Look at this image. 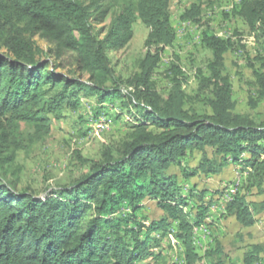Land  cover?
Masks as SVG:
<instances>
[{"label":"trees","instance_id":"1","mask_svg":"<svg viewBox=\"0 0 264 264\" xmlns=\"http://www.w3.org/2000/svg\"><path fill=\"white\" fill-rule=\"evenodd\" d=\"M108 2V3H107ZM117 3L119 11L102 26ZM0 0V264H167L154 251L162 237L171 234L184 248V264L203 260L194 244L193 231L207 217L209 204L188 207L181 179L211 176L229 162L242 165L249 174L243 192L226 202V213L248 228L264 217V200H248V191L264 192V120L255 122L236 112L232 84L226 73V54L244 50L215 34L202 22V2L194 0L180 19L202 28L201 45L210 51L206 70L197 69L199 88L208 91L210 112L185 107L184 73L175 62L168 68L171 92L163 98L152 76L165 47L175 41L170 20V0ZM234 15L242 19L254 41L264 35V0H240ZM148 29L146 52L138 70L129 78L118 75L109 52L132 40L133 24ZM53 48L44 56L35 38ZM67 55L72 68L64 72ZM55 57V59H52ZM178 59L177 57H175ZM253 71L258 100L264 102V61ZM92 96L101 110L119 100L132 115V132L114 153L105 150L89 172L72 183L38 197L17 189V152L23 148L22 123L34 128L37 139L51 131L50 117L60 119L64 110L80 107V97ZM212 150V155L207 154ZM197 151L195 168L181 159ZM245 155V156H244ZM13 167V168H12ZM14 177L8 181L2 174ZM146 199L155 202L162 215L140 216ZM173 225H175L173 227ZM216 243L205 256L221 252ZM241 264H264V244H251Z\"/></svg>","mask_w":264,"mask_h":264},{"label":"rangeland","instance_id":"2","mask_svg":"<svg viewBox=\"0 0 264 264\" xmlns=\"http://www.w3.org/2000/svg\"><path fill=\"white\" fill-rule=\"evenodd\" d=\"M193 1L170 0V20L175 30V41L162 51L152 81L160 96L167 98L171 92L168 68L170 63L175 62L186 78L182 86L186 94L185 107L196 112H210L206 104L208 91L199 88L196 78L197 69L206 70L210 51L201 45L202 28L180 19L184 9ZM201 2L202 22L209 24L217 36L230 38L237 43L234 32L241 34L245 49L231 50L226 54V73L232 84L236 112L248 115L255 122H261L264 120V102L258 100L247 55L254 69H257L259 60L264 61V35L259 41H254L242 19L234 15L233 11L237 9L240 0ZM118 11L117 3H111L109 14L100 27L107 26ZM133 32V38L126 47L109 52L111 66L124 78L131 77L138 70V62L147 50L144 41L148 29L140 20L133 24ZM35 43L43 51L38 55L41 57L48 49L53 48L38 37L35 38ZM63 60L66 64L63 70L66 72L72 68V59L65 55L61 61ZM99 108L94 97L81 95L78 109L64 110L60 119L50 117L51 131L41 139L35 137L32 126L22 123L19 132L24 146L17 152L13 165L17 170V189H25L38 197H44L50 190L70 184L87 174L92 162L100 160L105 150L115 153L132 132L134 118L120 106L119 100L104 104L101 110ZM207 154L211 156L212 150L207 149ZM200 159L201 153L194 151L182 158L181 164L195 168ZM170 171L179 176L181 192L188 198L187 210L196 206L200 192L203 193L202 202L210 206L205 222L193 231L196 251L203 257L198 264H208L205 254L212 251L216 243L221 245L222 253L219 252L210 259L216 261L219 258L223 264H241L242 256L249 245L264 244V217L257 208L254 209L257 221L248 228L238 224L234 216L225 210L229 193L232 190L235 193L244 191L249 172L243 170L242 165H235L230 161L216 175L199 174L189 180L181 179L176 166ZM2 175L8 181L14 179L10 173ZM247 198L258 204L264 200V192L257 194L255 189H251ZM144 203L143 209L139 211L140 216L157 219L162 215L154 201L146 199ZM154 251H159L167 264H184V248L171 234L162 237Z\"/></svg>","mask_w":264,"mask_h":264},{"label":"bare ground","instance_id":"3","mask_svg":"<svg viewBox=\"0 0 264 264\" xmlns=\"http://www.w3.org/2000/svg\"><path fill=\"white\" fill-rule=\"evenodd\" d=\"M233 195H234V191L232 190L231 193H229V196H227V197H233ZM226 201H227V198H226ZM197 229H199V228H197Z\"/></svg>","mask_w":264,"mask_h":264},{"label":"built area","instance_id":"4","mask_svg":"<svg viewBox=\"0 0 264 264\" xmlns=\"http://www.w3.org/2000/svg\"><path fill=\"white\" fill-rule=\"evenodd\" d=\"M236 186V185H235ZM236 193L234 192V195H235ZM234 197V196H233ZM233 197H227V201L226 202H229V201H231L232 199H233Z\"/></svg>","mask_w":264,"mask_h":264},{"label":"crops","instance_id":"5","mask_svg":"<svg viewBox=\"0 0 264 264\" xmlns=\"http://www.w3.org/2000/svg\"><path fill=\"white\" fill-rule=\"evenodd\" d=\"M214 175H216V174H214ZM213 176V175H212Z\"/></svg>","mask_w":264,"mask_h":264}]
</instances>
